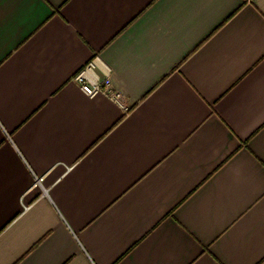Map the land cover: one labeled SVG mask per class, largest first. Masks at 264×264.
Masks as SVG:
<instances>
[{"label": "crops", "instance_id": "crops-1", "mask_svg": "<svg viewBox=\"0 0 264 264\" xmlns=\"http://www.w3.org/2000/svg\"><path fill=\"white\" fill-rule=\"evenodd\" d=\"M0 264H264V0H0Z\"/></svg>", "mask_w": 264, "mask_h": 264}, {"label": "built area", "instance_id": "built-area-1", "mask_svg": "<svg viewBox=\"0 0 264 264\" xmlns=\"http://www.w3.org/2000/svg\"><path fill=\"white\" fill-rule=\"evenodd\" d=\"M89 70H91V65L85 70L78 72L75 76V80L81 85L82 90L90 96H94L98 93H104L112 99L122 103V94L114 88L110 76L107 75L103 79H94L88 75ZM38 182H40V180H38Z\"/></svg>", "mask_w": 264, "mask_h": 264}]
</instances>
